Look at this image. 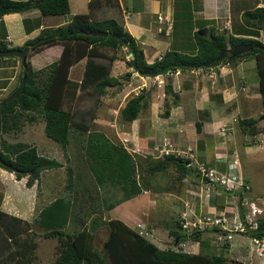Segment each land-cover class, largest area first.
Segmentation results:
<instances>
[{
    "label": "trees",
    "instance_id": "1",
    "mask_svg": "<svg viewBox=\"0 0 264 264\" xmlns=\"http://www.w3.org/2000/svg\"><path fill=\"white\" fill-rule=\"evenodd\" d=\"M90 4H92V1L89 2V6ZM30 8L38 9L41 15H64L68 13L67 0H0V15L23 12ZM241 19V22L246 25L243 28L244 33L253 34L254 36L257 32H254L253 29H264V6L243 10L239 16V20ZM97 31L105 32L106 35L91 34V32ZM194 36H196L194 52L181 54L168 51L160 55L159 59L147 63L141 50L136 47L133 38L112 19L93 21L88 20L86 15L80 14L72 17L66 24L52 29L40 30L35 37L26 39L21 46L17 47L18 49L28 47L25 59L27 71L24 87L23 92L16 98L0 103V135L1 133L18 130L23 120L31 123L37 117H40L44 123V135L57 142L63 149L69 142L70 120L72 117L68 110L62 108L63 100H74L78 97L77 90L82 91L90 87L101 95L105 94L108 87L121 88V82L109 74V64L106 65L94 60L95 57L100 56L98 48L101 47L116 49L125 46L127 53L131 56L130 59L126 60L127 65L131 68V72H135L141 77L164 75L176 69L191 70L213 67L221 64V62L229 63L231 61L232 63L239 57H251L257 66L258 93L261 97L264 113V49L261 48L264 47V43L235 36L226 31L219 33L210 31L207 38H203L200 31H196ZM53 44H62L58 58L41 68H32L29 56L43 46ZM236 44H250L252 48L241 54L230 56L229 50ZM6 49L7 47L0 43V50ZM222 53H225V55L222 56ZM82 57H84V64L80 79L78 81L69 79L67 77L69 66ZM20 73L21 66L14 87L17 85ZM129 75L130 72H127L125 80L129 79ZM169 87L168 82H165L164 92L168 93L170 91ZM147 98L148 94L143 92L128 98L119 110L120 117L126 121L136 119L141 109L147 104ZM166 114L165 110L161 113V116L165 117ZM253 121L252 119L238 120L237 118L236 123L242 131L254 135L256 127ZM195 129L198 130V123L196 122ZM88 134L84 153L88 156L86 166L88 165V170L92 171L93 182L97 186L106 184L117 186V190L122 194L121 199L108 201V204L104 203L106 208L139 194L140 184L135 179L136 165L132 155L120 143L114 144L101 132L93 130ZM96 135L99 137H95ZM153 158H157V160L145 169L148 174L165 170L168 165L172 164L181 176L184 177L190 173L197 178L193 168L185 165V162L188 161L187 157L175 158L170 153ZM60 166L61 164L57 160L38 155L34 146H27L22 142L5 143L0 138V168L13 172L16 179L27 175L25 181L27 187L31 185L33 180L38 181L41 171ZM68 171L70 170L68 169ZM229 193L234 196L237 195V206L239 207L237 213L238 217L242 219L244 209L241 207L240 201L243 195L248 194V192H241L240 190L230 192L219 189L217 192L215 191V194L210 195L208 203L223 207L225 198ZM69 195L67 193L56 197L43 205L36 211L37 215L33 220L35 224L48 233L47 235H55L59 241L57 255L52 264H82L87 253L88 233L95 231L104 222L103 219L92 218L87 229L83 228L77 232L62 234L63 228L69 223V217L79 211L75 207H71L73 202L70 200ZM102 200L104 201V198ZM200 215L204 214L200 213L198 216L200 217ZM113 223L109 227V224L104 222L105 227H109L105 246L108 249L110 248L107 256L112 264H224L221 256L207 252L191 254L169 248L166 250L159 249L142 236H138L119 220H113ZM175 225L174 229H168L167 231L176 244L191 240L198 241L199 246L202 247L200 234L203 231L224 233L218 226L205 228L202 231L194 229L185 231L180 226L179 215ZM28 227V223L23 219L0 210V231H4L3 234H7L6 239L11 238L16 245V250L9 254V257L14 259L13 264H23L24 258L28 255L31 257L34 244L31 240L29 242L26 240L20 241L22 232H26ZM246 234L264 238V214L256 219V228L247 231ZM0 238L3 237L0 236ZM130 242L132 243L130 244ZM207 242V239L203 240V243Z\"/></svg>",
    "mask_w": 264,
    "mask_h": 264
},
{
    "label": "rangeland",
    "instance_id": "2",
    "mask_svg": "<svg viewBox=\"0 0 264 264\" xmlns=\"http://www.w3.org/2000/svg\"><path fill=\"white\" fill-rule=\"evenodd\" d=\"M254 3V0H245V8L252 9ZM60 18H62V16L59 15L54 17V20H59ZM241 21L242 19L237 20V23L231 24L232 32H237L236 34L241 35L242 38L254 39L258 40L261 43H264V29H253L254 32H257L256 34H254V36L253 34L250 35L246 32L244 33L243 28H245L246 25ZM43 29L52 28L49 27ZM98 53H100V56L95 57L94 60L106 65L109 64V74L113 77H116L121 82V88L115 89L113 87H108L106 88L105 94L101 95L94 88L90 87L82 91L77 90L76 94L78 95V97H76L74 100H63L62 108L68 110L72 116L70 120L69 142L63 149L57 142L44 135V123L40 117H37L31 123L23 120L22 125L19 126L18 130L10 131L8 133H1L0 138L5 143L22 142L27 146H34L35 151L38 155L53 158L61 164V166L58 168L47 169L39 173L40 182L37 183L36 180H33L30 185L32 186L31 189L33 190V193L30 195V197L32 200V204L34 203L32 207L33 212H35V210L38 211L43 205H45L52 199L63 196L67 193L70 194L69 198L73 202V205H71V207L73 206L79 211L73 216L69 217V223L63 228L62 234L77 232L83 228L87 229L92 218H97L99 220L103 219L104 222L109 224V227L114 224L113 220H119L126 225H130L131 230L134 233L155 244V246L159 249L166 250L169 248L171 250H181L179 246L175 245L173 237L169 236L167 230L174 229L176 227L175 222L177 221L178 215L182 210L185 202L191 204V206L194 207L195 213L198 215L200 213L205 214L206 212H213L212 214H218V212H220L224 213V216L229 220L230 217L234 216L232 214L234 212L229 211V208L227 209V207L230 206L234 208V211L239 210V207L237 206V195L234 196L233 194L229 193V195L225 198L224 206L217 207L208 204V202L206 204L205 201L202 202L200 198H198L197 194L199 189V182L195 175L189 173L183 177L179 174V172L172 164L168 165L165 170L153 174H148L145 171V169H147V166H150L157 160V158H153L152 156L157 155L158 151H153L151 149L152 146L154 144L161 143L162 140L167 145L166 148H168L169 151L176 149L180 153H188V155H192V143H188V139H186V135H188L191 131L189 130V126L187 125L181 130V132H179L180 135L178 133L179 137H173L172 129L170 128L171 125H168L171 124L169 122H167V128L165 130V133L169 132V134H162L161 130L157 129V127H159L160 124L164 121L162 120L163 118L160 117V114L163 113L166 108H168L167 106L170 102V99L172 98L173 93L170 92L169 94H166L162 87H158V84L153 81V79L151 81H145V79L143 80L141 78H137L136 76L132 77L130 71L131 68L127 65L126 61L130 59V56L126 52V47L122 46L116 49H112L110 47H101L98 48ZM49 54L55 53L53 50H50ZM51 57L52 55L49 56V58ZM55 59L56 55L53 56V60ZM246 59L252 58L239 57L232 63L231 61H229L228 64L230 65L225 67L231 68V64L237 65L239 63L245 62ZM43 61L46 60H43L42 57H40L39 62ZM83 61L84 57H82L81 60H78L77 63L69 66L70 69H68L67 73V77L69 79L75 81H78L80 79V75L82 73L81 69H83ZM43 64H45V62H43ZM221 64L223 63L221 62ZM243 65L250 68L245 71L243 75L244 78L239 77V75H241L240 71L236 70L235 72L233 70H230V73H233V75L236 74V79L235 81H232L233 83L229 84L231 92H229V95L227 94V107L224 108L223 115L221 116L223 118L225 116H228V119L224 120V122L220 124V127L218 125V133H215L214 136L207 135L210 137H217L223 141L222 147H220V149L216 152L217 154L220 153V155L215 156L219 162H213V160L210 161L211 165L214 164L219 171H224L229 177H241L243 179V174H247L248 177L249 175L252 176H250L249 178H264V143H252V141L256 138L253 135L245 136L248 141H244L240 137L238 140H235V137L237 136L233 131L236 128L235 125L237 124V117L238 120L240 119V114L236 113L237 111L235 112L236 115L234 114L233 116H231L232 113H230L231 107H235V104H232L229 107V101L230 98L233 97L234 92V95L236 96V98L234 99V103H237V98L239 100L242 98V100L244 101V110L242 108V112L244 111V114H249L251 118L248 119L253 118L252 120H254V126L258 129L257 132H262V135L264 134V113L261 104V97L258 93L259 77L257 66L254 64V62L253 64L244 63ZM218 70L219 69H217V72H220V70ZM127 72H130V75L129 79L125 80V75ZM213 72L212 74H214ZM172 74H175V72H173ZM212 74L207 73V75L204 74V76H202L201 74H196L197 76L200 75L201 77V79L197 83L198 87H200L197 89V94L195 95L196 98H200L201 95V98H203L204 100L206 98V94L208 96L209 92L212 91L209 83H207V86H205L204 84V80L210 82V78L208 77H210ZM202 77L205 79H203ZM168 78H164L163 82H167ZM192 80L197 81L195 80V77H193ZM202 87H206V91L201 94L200 89ZM147 88H152V92H156L157 89H159L158 91L165 95L163 101H161V96H158L160 92L156 96H154L157 99L154 104L158 106V109L150 112V121L152 128L150 127V125L147 127L145 121V113L147 112L149 106L152 105L149 101V104H146L147 106L145 105L146 107L141 109L137 116V119L126 121L123 120L119 115L120 108L128 98L140 92H143L145 94V90ZM212 95L213 93L209 94V101ZM3 97L5 98L6 95ZM1 98L2 97H0V99ZM184 100L185 99L181 97L178 101L180 110H182ZM164 102H167V104H164ZM188 105L189 104L185 106ZM192 107L193 106L190 104L188 107L189 110L191 109L193 111ZM199 108L201 110H210L211 106L208 101H204V103L200 105ZM151 109L152 108L150 107V110ZM171 109L172 107H170V110ZM157 112L158 115L156 117L155 114ZM219 112L220 109H217V111L215 112V115L218 117ZM241 119L246 120L245 118ZM226 121L229 122L227 123ZM238 126L237 128L241 129L240 126ZM156 129L157 132L154 133ZM93 130L103 133V135L111 140L114 144H123L126 151L129 152L134 158L133 160L136 165L135 179L140 184V193L126 200H121L120 202L115 203V205L110 208H106L105 204H108V201H112L114 199H121L122 194L117 190V186H108V184L97 186L93 182V175L91 173L92 171L88 170V165L86 166L88 156H86L84 153V146H86V140L89 137L88 133ZM127 136L129 139L127 138ZM199 136L200 138L202 137V135ZM95 137L99 136L96 135ZM261 137L263 138L264 136ZM160 138L163 139L160 142L155 143ZM198 142L202 144V139H199ZM231 143H237L236 147H239L242 151L247 144L253 146L256 149L255 151H253L255 153L254 156H250L249 153H245L250 157V159L247 158V160L251 165L250 169L253 171V173L247 168V164L244 162L242 153L232 154V149H228V146ZM150 152L152 153V155H150ZM237 156L239 158V161ZM194 158L199 159L200 162L204 161L203 158L198 154L197 157ZM232 159H236V164L231 163ZM220 160L222 162H220ZM68 169L70 171H68ZM0 174L7 177L2 179L4 184H11L12 182L16 185V188L18 186H21L25 189L30 188V186L27 187L25 185L27 175L16 179L13 172H9L4 169ZM68 175H70L69 178H67ZM243 181L245 182V184L249 185V183L244 179ZM3 183H1L0 181L1 195L3 193ZM5 187L7 189L9 188L6 192L7 194H4L6 195L4 196L5 201H3L5 210L13 212L17 215L19 214L20 216H22L21 219H23L29 225L26 232H22L20 241L26 240L27 242H29L31 240V242L34 244L31 257L28 255L26 258H24L25 260H23V264H52V262L56 258L58 251V239L55 237V235H47L48 233L44 231L42 227L33 222L34 218L37 215V212L33 214L29 212V204L31 203V200L28 201L27 198L26 202L28 205L25 208H19L22 207L19 205H17L18 208L10 207L12 206V204L9 205V202L7 200H9V196L15 193L16 189L14 186L10 185ZM253 189L254 187L252 186V192ZM218 190L219 189H216V192ZM245 191H250V185L249 188ZM103 198L104 201L102 200ZM246 198L248 199V196H246L245 199ZM212 208H214L216 212L213 211ZM242 208L244 209V205ZM225 209L227 210L225 211ZM262 213L264 214V209L262 210ZM104 222L100 224L95 229V231L88 233L87 253L82 264H112L109 257L107 256L109 255L108 250L110 248L108 249V247L105 246V241L108 239L109 227L106 228ZM147 231H149L148 235L145 236ZM3 232L0 231V236L3 237L0 238V264H13L14 259L10 258L9 254L13 253L14 250H16V245L12 242L11 238L6 239L7 234H3ZM45 234L46 236H44ZM211 237L212 235L207 236L208 239ZM216 239L217 241H215L214 243L212 242L213 245L210 243L212 246L209 245L210 248H208L207 253H219L220 255H223L225 253V250L223 248L224 238L219 239L216 237ZM131 243L132 242H130V244ZM263 253L264 252H262L261 255L258 256V259L264 260ZM254 256H257L255 255V252Z\"/></svg>",
    "mask_w": 264,
    "mask_h": 264
},
{
    "label": "crops",
    "instance_id": "3",
    "mask_svg": "<svg viewBox=\"0 0 264 264\" xmlns=\"http://www.w3.org/2000/svg\"><path fill=\"white\" fill-rule=\"evenodd\" d=\"M90 1H92V4H90L89 6ZM254 2L255 3L253 8L264 6V0H254ZM244 3L245 0H67L68 13L60 15L62 16V18H60L59 20H54V17L59 15H41L39 10L36 8H30L23 12L5 13L0 15V43H3L7 47V49H18L17 47L21 46L26 39L35 37L40 30H43V28H55L59 25L66 24L70 19H72V17L76 15L84 14L87 16L88 20H114L119 26L123 28L125 32H127L133 38L136 47L141 50L145 62L151 63L159 59L160 55H163L164 52L175 51L181 54H189L190 52H194L193 48L196 37L194 36V34L196 31H200L203 38H207L210 31H212L213 33L226 31L235 36L241 37V35L235 34L231 31V24L237 23L241 12L243 10H246ZM158 16L160 17V19L157 18ZM224 23L228 24L227 28L224 27ZM61 49L62 44L43 46L40 50L33 52L30 55V65L34 69H38L49 64L50 62H52L54 55H56V59L58 58ZM50 50H53L55 54H49ZM50 55H52L51 58H49ZM39 56L42 57L43 60H46L43 61L45 62V64H43V62H39ZM253 62L255 64V61L253 59H246V61L243 63H239L237 65L233 64L232 66H230L231 68H226L230 64L223 63L213 67L200 68L198 71H193L192 69L177 70L175 74L171 75V77L173 78L169 77L167 79V82L170 86V91L166 94H169L170 92L173 94L170 102L168 103V106L166 105L168 107L166 108V116L162 117L160 114V117L163 118L162 120L164 121L161 124L159 123L160 126L157 127V129H160L162 134H169V132L165 133L167 122H169L171 124L168 125H171L170 128L172 129L173 137H179V132H181V130L188 125L191 132L186 135V139H188V143H192L191 153L193 155L192 156L190 154V161L200 162L199 159L194 158L197 157L198 154L204 160L201 162L208 163L209 165H211L210 160H213V162H219L215 156L220 155V153L217 154L216 152L220 149V147H222L223 141L217 137L210 136H214L215 133H218L220 124L223 123L224 120L228 119V116H225L224 118L221 116L223 115L224 108L227 107L226 100L228 99L229 92H231L229 84L233 83L232 81H235L236 79V74L233 75V73H230V70H233L235 72L236 70L240 71L241 75H239V77L244 78L243 75L245 71L250 68L243 64H253ZM19 68L20 65L17 58L13 56L0 57V97L4 98L3 96H7V94H9L15 88L14 85ZM217 69H219L220 72H217ZM226 69H228L229 71ZM212 72L214 74H212ZM207 73L212 74L210 77H208L210 78V82L204 80L205 86H207V83H209V85L211 86L212 91H210L209 94L213 93V95L211 96L210 101L209 94L208 96L206 94V98L204 100L203 98H201V95L200 98H196L195 96L197 94V89L200 87H198L197 83L201 79L200 75L197 76L196 74H201L202 76H204V74L207 75ZM131 76H136L137 78H141L143 80L145 79V81L152 80V77H141L138 76L135 72H131ZM193 77H195V80L197 81H193ZM164 84L165 83L157 86L162 87V89L164 90ZM158 90L159 89H157L156 92H152V88H147L145 90V93L148 94L147 102L149 101L152 104L149 106L147 112L145 113V121L147 127L149 125L151 127L150 112L158 109V106L154 104V102L157 100L154 96H156L160 92ZM200 91L202 94L206 91V87H202ZM158 96H161V101H163L165 98V95L161 92ZM181 97L185 99L184 104L182 105V110H180V106L178 105V101ZM235 98L236 96L233 92V97L230 98L229 101V107L232 104H235L234 108L231 107V116L239 113L240 119L251 118L249 114H244V111L242 112V108L244 110V101L242 100V98L240 100L237 98V103H234ZM204 101H208L211 106L210 110H201L199 108L200 105L204 103ZM149 102L147 104H149ZM164 104H167V102H164ZM187 104H191L193 106V111L191 109L189 110V105L185 106ZM150 107L152 108L151 110ZM170 107H172L171 110ZM217 109H220L219 117L215 115ZM157 115L158 112L155 114V116L157 117ZM195 122L198 123V130L195 129ZM226 122L228 123L229 121ZM237 126L238 124L235 125L236 128L234 127L235 130H233L235 135L238 137H235V140H238L240 137L244 141H248L245 136L249 134L242 131L241 129H238ZM157 129L155 130V132H152L156 133ZM257 131L258 129L256 128V133H254L253 136L256 137V139L259 140L260 143H264V137H261L264 136V134L262 135V132L258 133ZM199 135H202V137L200 138ZM163 138H160L155 143L160 142ZM199 139H202V144L198 142ZM252 143L254 142L252 141ZM121 145L123 146V144ZM236 146L237 143H231L229 144L228 149H232V154L242 153L244 162L247 164V168L253 173V171L250 169L251 165L247 160V158L250 159V157L246 154L249 153L250 156H254L255 153L253 151H255L256 149L253 146L247 144L242 151L239 147ZM220 162L222 161L220 160ZM211 166L215 165L212 164ZM2 172L3 169L0 168V173ZM243 176V179L250 185L251 192L249 191L250 193L248 192L247 195L249 200L263 210L264 178H249L251 175H249L248 177L247 174H243ZM3 178L7 177L0 174L1 183H3ZM39 182L40 178L38 179L37 183ZM4 185L14 186L16 189V194L14 193L13 195L9 196V200H7L9 202V205L12 204V206L10 207L13 208H16L17 205L22 206L19 208L27 207V198L28 201H30V195L33 193V190L31 189L32 186H30L29 189L22 188L21 186H18L16 188V185L12 182L11 184L3 183L2 185L3 193L2 195L0 194V209L7 214L21 218L22 216H20L19 214L17 215L13 212L5 210L3 201H5L4 196L6 195L4 194L9 188L7 189ZM252 186L254 187L253 192ZM33 205L34 203L32 204L31 200V203L29 204V212H31L32 214L36 212V210L35 212H33ZM228 208L229 211L234 212L232 213L234 216L230 217L229 220H236V216H238L237 211H234V208L230 206L227 207V209ZM227 209H225V211ZM127 226L131 228L130 225ZM148 232L149 231L146 232L145 236L148 235ZM223 232L224 233L218 231H203L200 234L202 247L199 246L198 241L191 240H186L179 244L175 243V245L179 246L181 248V251L183 252L195 254L197 252H207L208 248H210L209 245H211L212 242L214 243L215 241H217L216 237L219 239L224 238L223 248L225 250V253L223 255H220L219 253H213L216 256H221L223 258L224 264H264L263 259H258L254 256L256 248L250 239V235L241 233H228L225 231ZM227 234H230L229 240L225 239V235ZM208 235H212V237L208 239ZM203 239H207L208 242L203 243Z\"/></svg>",
    "mask_w": 264,
    "mask_h": 264
},
{
    "label": "built area",
    "instance_id": "4",
    "mask_svg": "<svg viewBox=\"0 0 264 264\" xmlns=\"http://www.w3.org/2000/svg\"><path fill=\"white\" fill-rule=\"evenodd\" d=\"M224 27L227 28L228 24L224 23ZM165 75L170 76L171 73L167 72ZM155 78L157 83L162 82L160 79H158L157 76H155ZM166 146L167 145L164 143L163 140L159 144H154L151 149L153 151H158V154L153 155L152 157H162L163 155L170 153L173 154L175 158L187 157L188 161L185 162V165L189 166L190 168H193L195 174L197 175V180L199 182L197 196L202 202L205 201V203L207 204L211 192L212 195L215 194L216 189H223L230 192H235L236 190L246 192L245 190L249 188V185L245 184L241 177H229L224 171H219L215 166H211L205 162L202 163L190 161V155H188V153H180L176 149L169 151ZM150 155H152L151 152ZM231 163L236 164V159H232ZM245 197L246 196L243 195V197L241 198L242 200L240 201L241 207H243L244 205L243 217L242 219H240L238 216H236V220L233 221H229L227 217L224 216V213L220 212H218V214H212L213 212H206L204 215H200L199 217L195 214L194 207L191 206V204L185 202L179 214L180 226L185 231H190L192 229L202 231L205 228L218 226L222 231L228 233L237 232L241 234H246L247 231L254 230L256 228V219L262 214V208L258 207L249 199H245ZM212 210L216 212L214 208H212ZM225 239H230V234L225 235ZM250 239L256 246L255 255H257L256 257L258 258V256H260L261 253L264 252V238H257L251 236Z\"/></svg>",
    "mask_w": 264,
    "mask_h": 264
},
{
    "label": "water",
    "instance_id": "5",
    "mask_svg": "<svg viewBox=\"0 0 264 264\" xmlns=\"http://www.w3.org/2000/svg\"><path fill=\"white\" fill-rule=\"evenodd\" d=\"M91 34L94 35H103L105 36V32H91ZM252 46L250 44H236L234 45L230 50L229 54L230 56H234L236 54H241L245 51L251 50ZM264 49V47H261ZM28 51L27 47H24L22 49H6V50H0V57H5V56H13L15 58L19 59V64L21 66V73L20 77L17 81L16 87L4 98L0 101V103L9 101L13 98H16L19 94L23 92V87H24V81H25V76H26V71H27V64H26V53ZM130 56V54H129ZM223 56V54H222ZM131 57V56H130Z\"/></svg>",
    "mask_w": 264,
    "mask_h": 264
},
{
    "label": "clouds",
    "instance_id": "6",
    "mask_svg": "<svg viewBox=\"0 0 264 264\" xmlns=\"http://www.w3.org/2000/svg\"><path fill=\"white\" fill-rule=\"evenodd\" d=\"M200 68H197V69H192V70H195V71H198ZM178 69H176L175 71H170V73H171V75H172V73L173 72H176ZM166 74V73H165ZM157 75V77H158V79H160L162 82L161 83H157V81H156V78H155V76L154 77H152V79H153V81H155L158 85H160V84H163V83H165V82H163V80H164V78H168V77H171V75L170 76H167V75ZM237 121V120H236ZM255 140V141H254ZM253 140V142L254 143H257V142H259V140H257L256 138ZM217 159V158H216ZM208 164V163H207ZM137 226V225H136Z\"/></svg>",
    "mask_w": 264,
    "mask_h": 264
},
{
    "label": "flooded vegetation",
    "instance_id": "7",
    "mask_svg": "<svg viewBox=\"0 0 264 264\" xmlns=\"http://www.w3.org/2000/svg\"><path fill=\"white\" fill-rule=\"evenodd\" d=\"M223 55H225V53H222Z\"/></svg>",
    "mask_w": 264,
    "mask_h": 264
}]
</instances>
